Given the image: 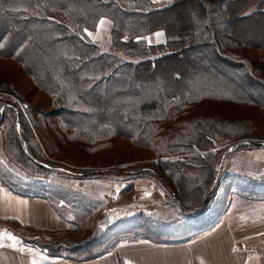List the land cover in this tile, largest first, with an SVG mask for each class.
Masks as SVG:
<instances>
[{
  "label": "trees",
  "instance_id": "obj_1",
  "mask_svg": "<svg viewBox=\"0 0 264 264\" xmlns=\"http://www.w3.org/2000/svg\"><path fill=\"white\" fill-rule=\"evenodd\" d=\"M208 1L0 0V59L20 66L36 89L52 98L57 111L48 116L27 109L26 117L18 111L15 131L22 147L27 149L38 136L34 128L40 121L34 117L58 118L59 140L84 150L76 161L104 159L103 152L120 138L158 158L153 162L168 178L162 183L176 194L184 212L206 204L218 176V164L208 151L213 138L220 133L229 137L236 130L231 128L243 129L245 122L227 120L226 106L212 108L224 112L218 115L225 119L201 117V104L228 101L264 117V76H257L250 61L254 57L248 55L264 53V34L255 31L247 39L239 31L242 23L264 19V0ZM184 5L194 7L190 24L181 23L176 30L172 15ZM101 18L113 22L110 51L88 36ZM156 32L163 42L148 44L145 37ZM126 55L141 60H123ZM259 63L264 65V55ZM3 103L0 121L18 108L14 102ZM239 113L231 111L234 118ZM232 139L245 146L249 131ZM199 151L206 156L199 157ZM27 153L41 163L34 148ZM183 155L189 158L173 160Z\"/></svg>",
  "mask_w": 264,
  "mask_h": 264
},
{
  "label": "rangeland",
  "instance_id": "obj_2",
  "mask_svg": "<svg viewBox=\"0 0 264 264\" xmlns=\"http://www.w3.org/2000/svg\"><path fill=\"white\" fill-rule=\"evenodd\" d=\"M193 9V6L184 5L182 12L172 15L176 21L174 29L177 30L176 27L181 23L190 24V11ZM172 17L170 15L168 19ZM108 22L111 24V31ZM112 30L113 22L101 18L88 36L93 43L105 51H110L113 44ZM239 31L241 37L247 39L255 31L263 35L264 19L254 21L253 24L242 23ZM151 36L145 37L148 44H153L154 41L160 44L164 40L163 35L154 39ZM241 52L245 53L244 50ZM248 55L254 57L250 60L252 67L257 76L262 78L264 65L259 60L264 53L253 52ZM122 59L132 62L141 60L128 55ZM2 88L11 89L13 94L2 92ZM15 97L23 99L24 102H16ZM51 100L52 98L36 89L20 66L0 59V102L11 101L18 107L14 106L17 108L14 116L5 113L4 120L0 121V180L18 193L44 196L52 203L58 216L72 226L70 233L63 238L65 242L50 245L36 242L33 247L36 252L52 259L91 261L107 255L121 245H136L143 241L185 242L217 223L227 206L233 202L242 208L264 204V117L259 116L258 111L253 108L228 101L201 104L204 110L198 113L199 116L225 119L218 115L224 112L212 108L226 106L223 115L228 117L227 120L231 123L245 122V127L231 128L236 130L229 137L223 133L214 136V147L208 151L212 160L218 164V176L207 203L197 209H187L189 212L186 213L176 200V194L164 187L162 181L168 178L157 163L153 162L158 158L155 159L151 152L137 149L120 138L114 139L111 149L103 152L104 159L91 162L82 158L76 161L78 154L84 153V150L77 144L67 146L59 140L60 131L56 128L57 123L60 124L59 119L51 117L39 120L34 117V120L40 121L37 129L34 128L38 136L29 140L27 149L34 148L43 159L39 164L29 158L26 147H22L15 131L18 111L25 117L27 109L55 116L57 111ZM234 109L240 110L236 118L231 115ZM0 110L2 111L1 106ZM246 130L249 131L250 139L244 140L245 146L229 142ZM196 154L204 157L206 151ZM188 158L183 155L174 157L173 160ZM123 161L125 163L119 165ZM129 169L137 170L124 174ZM148 183L154 184L155 188L150 189L153 193L159 188L164 190L168 195V207H164L165 200L158 201V198L151 197L148 203L139 202L138 185ZM171 186L174 187L172 184ZM149 207L152 210H147Z\"/></svg>",
  "mask_w": 264,
  "mask_h": 264
},
{
  "label": "crops",
  "instance_id": "obj_3",
  "mask_svg": "<svg viewBox=\"0 0 264 264\" xmlns=\"http://www.w3.org/2000/svg\"><path fill=\"white\" fill-rule=\"evenodd\" d=\"M138 188L141 203L151 197L167 202L162 188L150 190L153 183ZM71 228L44 196L18 193L0 180V264H264V204L242 208L233 202L212 230L188 241L121 245L91 261L52 259L33 250L36 242H65Z\"/></svg>",
  "mask_w": 264,
  "mask_h": 264
},
{
  "label": "built area",
  "instance_id": "obj_4",
  "mask_svg": "<svg viewBox=\"0 0 264 264\" xmlns=\"http://www.w3.org/2000/svg\"><path fill=\"white\" fill-rule=\"evenodd\" d=\"M147 210H149V211H150V210H152V208H150V207H149Z\"/></svg>",
  "mask_w": 264,
  "mask_h": 264
},
{
  "label": "snow or ice",
  "instance_id": "obj_5",
  "mask_svg": "<svg viewBox=\"0 0 264 264\" xmlns=\"http://www.w3.org/2000/svg\"><path fill=\"white\" fill-rule=\"evenodd\" d=\"M157 35L159 36V35H162V34H160V33H157Z\"/></svg>",
  "mask_w": 264,
  "mask_h": 264
},
{
  "label": "water",
  "instance_id": "obj_6",
  "mask_svg": "<svg viewBox=\"0 0 264 264\" xmlns=\"http://www.w3.org/2000/svg\"><path fill=\"white\" fill-rule=\"evenodd\" d=\"M221 169V165L219 166V170Z\"/></svg>",
  "mask_w": 264,
  "mask_h": 264
}]
</instances>
